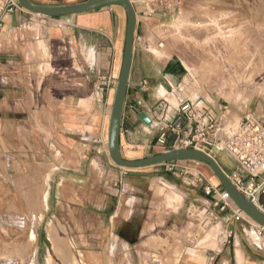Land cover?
I'll list each match as a JSON object with an SVG mask.
<instances>
[{"label":"crops","instance_id":"0c3cea01","mask_svg":"<svg viewBox=\"0 0 264 264\" xmlns=\"http://www.w3.org/2000/svg\"><path fill=\"white\" fill-rule=\"evenodd\" d=\"M29 1L40 6H66L89 0ZM130 2L136 14V27L120 149L125 159L137 160L144 158L147 149L157 140V126L164 116L167 122L173 118L183 121L178 113L180 106L190 104L202 108L216 120L227 108L211 104L185 83L188 71L170 45L163 50V58L150 51V46L159 47L160 29L173 16L178 5L176 0ZM181 4L187 8L186 12L195 13L202 21H206L208 14L218 18L239 11L248 21L264 24V0H180ZM125 27L126 15L120 6L57 18L32 14L23 8L3 15L0 28V264H61L58 257L45 255V251L49 252L47 246H66L77 237L78 231L84 233L85 244L91 247L85 251V264L144 262L139 252L149 241L148 238L141 241L145 227L141 216L145 210L137 208L131 192L134 186L141 188L140 183L150 182L152 177H127L122 168L112 163L107 148ZM103 78H108L109 83L102 85ZM173 103L177 107L165 113L164 108ZM141 112L150 124L139 119ZM248 113L264 119V110L259 104H250L240 118ZM208 152L211 155L212 151ZM229 165L222 167L227 175L235 169L233 163ZM263 176L258 178L260 182ZM148 186L144 185V190ZM174 187L176 182L169 180L161 186L165 206L173 211L182 202L181 194ZM127 192L130 194L123 207L116 206L119 193ZM192 192L196 196L194 203L205 205L210 201L200 188L188 194ZM209 210L204 208L206 213ZM173 218L164 216L165 226L170 221L165 230L187 232L188 220L180 223ZM229 230L233 237L221 242L219 250L197 253L184 264H264V252L259 245L241 240L236 228L230 226L225 231ZM215 232L216 229H211L206 235L208 247H216ZM98 247L101 251L95 249ZM160 256L165 264H172L171 255ZM74 259L75 256H67L69 262L73 263Z\"/></svg>","mask_w":264,"mask_h":264},{"label":"rangeland","instance_id":"374dc122","mask_svg":"<svg viewBox=\"0 0 264 264\" xmlns=\"http://www.w3.org/2000/svg\"><path fill=\"white\" fill-rule=\"evenodd\" d=\"M174 1L171 0V2ZM176 2L178 5L175 6V10L172 12L173 16L160 29L161 34L157 45L161 46H150V51L154 50L156 57L163 58L165 56L163 50L167 44L170 45L179 55L188 71L185 83H189L192 90L203 94L211 104L227 108L226 113L218 116L217 122L219 125L217 128L219 131L215 139L210 137L208 141L211 146H206V148L208 151H212L211 156L221 168L230 166L229 164L233 163L232 167L234 169L236 165L229 155L223 150L215 149L214 146H220L239 126L242 120L240 114L250 104H259L264 110V24L248 21L246 16L239 11L230 15H220L218 18L208 14L206 21H202L200 16L195 13L186 12L187 8L182 4L180 5V0H176ZM183 90L186 91V88H183ZM177 105V103L167 105L164 108L165 113L170 112L171 108L177 107ZM164 118L165 116L157 126L158 130L164 124ZM261 120L264 122V119L261 118ZM172 141L173 138L170 134L167 138V144L164 146H161L155 140L145 152V157L162 153L167 149L170 150ZM176 163L178 164V170L176 169L174 172L167 170V163L138 169V171L120 169L126 172L127 177H148V179L152 177L150 182L140 183L141 188L130 186L133 189L131 194L134 195L137 201V208L146 212L141 216V223H144L145 226L141 241L147 238L149 241L141 247V252H139L144 257L142 264H165L160 254L171 255L172 264H184L187 258L197 253L204 254V252H208L209 254L216 252L220 249L221 242L225 240L226 228L230 226L236 228L241 240L245 241L247 239L256 244L254 237L257 236L260 245L264 244V233L259 236L252 233V238L250 237L251 225L247 221H252L245 215L244 220L234 221L230 223L231 225H226L224 220L230 217V213L213 208L211 206L212 199L208 203L206 202L205 205L200 202L194 203L193 199L196 196L193 195V192L192 194L188 193L199 188V185L194 186L191 184L193 178L199 173L203 174L212 185L217 186L219 191H223L209 168L189 161H178ZM94 166L97 168V165ZM181 166H189L192 170L187 171V173H180ZM166 180L172 181V183L176 182L177 187L173 189L182 196V202L175 211L165 206L162 197L161 186L162 182H166ZM259 180L256 181L257 184L261 183ZM144 185H149L147 190H144ZM129 194L130 192L121 195L119 193L115 205L123 207V202ZM192 204L194 206L191 208ZM258 205L264 212V187ZM205 207H209L210 212H204ZM175 213L177 218H175ZM167 214L171 218L174 217L173 220H179L180 223H185L188 220L187 232H180V230L177 232L175 230L166 231L165 229L170 225V221L168 226L164 225V216ZM182 227L184 228V226ZM211 229H216V247L214 248L208 247L206 242V235ZM76 235L77 237L71 243L67 242L66 246L50 248L46 245L49 252L47 254V251H45V255L58 257L61 264H85V251L90 250L91 247L86 246L82 231H78ZM161 238H163L162 241ZM230 239L232 238L227 239V241ZM256 245L258 246V244ZM261 246L260 248L264 252V246ZM95 249L101 251L102 248ZM105 249L107 250V247ZM166 250L167 252H164ZM69 255L75 256L73 263L67 260ZM50 259L52 261V258ZM153 260L158 262H153Z\"/></svg>","mask_w":264,"mask_h":264},{"label":"built area","instance_id":"2783aa9c","mask_svg":"<svg viewBox=\"0 0 264 264\" xmlns=\"http://www.w3.org/2000/svg\"><path fill=\"white\" fill-rule=\"evenodd\" d=\"M13 9H22L16 0H0V28L3 15ZM108 83V78L101 80L102 85ZM178 113L183 116V121L174 118L171 122L164 121L162 127L159 128L157 142L161 146L166 145L170 134L173 137L170 150L195 148L210 155L206 150V146H211L208 140H210V137L215 139L219 131L217 128L219 125L218 120L214 119L206 110L196 108L190 104L180 106ZM216 148L225 151L234 161L236 167L228 174V177L237 190L244 197L250 199L253 204H259L260 194L263 193L264 179L260 184H257L256 181L264 174V122L252 114L244 115L236 130ZM177 167L176 162L167 163L169 172L176 171ZM189 170L192 169L181 166L180 173H187ZM191 184L194 186L199 185L204 196L212 199L211 206L213 208L230 213V217L224 220L226 225L245 219L244 214L230 201L227 193L219 191L217 186L212 185L203 174L199 173L195 176ZM258 207L260 208V206ZM260 210L262 211L261 208ZM247 222L251 225L250 231H254L258 236L264 233V228L253 222ZM232 237L233 234L230 230L225 231V240Z\"/></svg>","mask_w":264,"mask_h":264},{"label":"water","instance_id":"95a60500","mask_svg":"<svg viewBox=\"0 0 264 264\" xmlns=\"http://www.w3.org/2000/svg\"><path fill=\"white\" fill-rule=\"evenodd\" d=\"M16 1L21 8L29 13L51 18L89 13L109 6L122 7L126 15V27L120 70L115 85L108 124L107 148L110 160L115 166L128 170L143 169L154 165L178 161H189L206 165L217 179L223 191L227 193L234 206L254 224L264 228V212L259 210L250 199L244 197L237 190L215 159L204 151L195 148L173 149L137 160L125 159L122 156L120 149L121 120L131 71L136 27V14L130 0H89L83 3L66 6H40L32 4L29 0ZM138 117L146 125L150 124L144 112H141Z\"/></svg>","mask_w":264,"mask_h":264},{"label":"bare ground","instance_id":"6f19581e","mask_svg":"<svg viewBox=\"0 0 264 264\" xmlns=\"http://www.w3.org/2000/svg\"><path fill=\"white\" fill-rule=\"evenodd\" d=\"M202 165H203V164H202ZM204 166H206V165H204ZM206 167L208 168V166H206ZM174 197H175V196H174ZM254 205L260 210V208L258 207L259 205H258L257 203H255ZM252 233H255V232H254V231H249V235L252 234ZM256 234H257V233H256ZM257 235H258V234H257ZM250 237H251V235H250ZM254 240H255L256 244H258L259 246H261V245H260V240L258 239L257 236L254 237ZM254 240H253V241H254Z\"/></svg>","mask_w":264,"mask_h":264}]
</instances>
